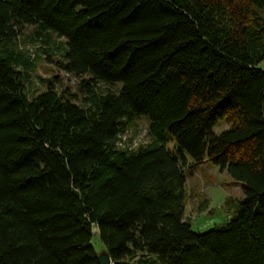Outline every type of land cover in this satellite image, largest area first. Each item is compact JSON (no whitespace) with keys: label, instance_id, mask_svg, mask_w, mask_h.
<instances>
[{"label":"trees","instance_id":"obj_1","mask_svg":"<svg viewBox=\"0 0 264 264\" xmlns=\"http://www.w3.org/2000/svg\"><path fill=\"white\" fill-rule=\"evenodd\" d=\"M28 27L58 37L77 91L34 89ZM140 118L149 139L126 145ZM190 159L244 191L206 230L186 217ZM101 251L264 264V0H0V264H101Z\"/></svg>","mask_w":264,"mask_h":264},{"label":"rangeland","instance_id":"obj_2","mask_svg":"<svg viewBox=\"0 0 264 264\" xmlns=\"http://www.w3.org/2000/svg\"><path fill=\"white\" fill-rule=\"evenodd\" d=\"M28 33L23 35L21 48L30 52L33 60V68L30 73L34 75L33 87L36 91L44 90L47 86L43 80H50L59 91L70 89L77 91V85L80 81L78 76L69 73L61 65L62 57L58 53L59 39L52 36L50 42L38 40L31 41V28H27ZM149 121L147 118H140L130 127L127 133L123 135V142L126 145L138 146L149 139L148 134ZM225 124L222 123L216 128L219 132ZM191 164L186 167V190L187 207L186 217L191 219L192 227L196 230H206L214 227L216 224L225 222L232 211H229L225 205L226 199L230 196L232 199L244 197L242 186L238 184L226 171H221L209 161L199 165ZM206 202H208L206 206ZM97 249H102L98 237L93 239ZM103 251H101L102 253Z\"/></svg>","mask_w":264,"mask_h":264},{"label":"water","instance_id":"obj_3","mask_svg":"<svg viewBox=\"0 0 264 264\" xmlns=\"http://www.w3.org/2000/svg\"><path fill=\"white\" fill-rule=\"evenodd\" d=\"M99 261L101 264H113L112 259L108 252H103L99 255Z\"/></svg>","mask_w":264,"mask_h":264}]
</instances>
